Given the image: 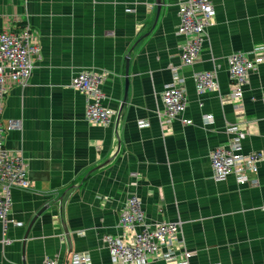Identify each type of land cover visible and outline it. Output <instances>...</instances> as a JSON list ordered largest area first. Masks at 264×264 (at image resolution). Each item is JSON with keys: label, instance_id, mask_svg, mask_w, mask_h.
Here are the masks:
<instances>
[{"label": "crops", "instance_id": "crops-1", "mask_svg": "<svg viewBox=\"0 0 264 264\" xmlns=\"http://www.w3.org/2000/svg\"><path fill=\"white\" fill-rule=\"evenodd\" d=\"M182 1L163 0L155 23V0H0V32L29 26L40 47L29 85L10 89L1 114L4 126L20 123L5 130L6 146L24 155L30 187L12 191L10 218L21 226L9 228L6 246L0 227V264H69L81 253L91 264H110L103 237L121 233L131 195L147 225L181 223L195 253L190 264H264V62L249 73L242 109L229 99L226 63L264 47V0H211L214 24L189 69L176 35ZM126 57L127 102L117 123ZM82 71L104 75V104L116 112L111 125L85 120V98L71 88ZM175 71L185 79L184 118L192 124L177 119L161 130L155 111ZM198 71L214 72L218 90L198 96L191 79ZM139 121L149 126L140 129ZM229 126L246 134L244 155L263 154L258 187L212 179L209 153L229 142Z\"/></svg>", "mask_w": 264, "mask_h": 264}, {"label": "built area", "instance_id": "built-area-1", "mask_svg": "<svg viewBox=\"0 0 264 264\" xmlns=\"http://www.w3.org/2000/svg\"><path fill=\"white\" fill-rule=\"evenodd\" d=\"M178 24L176 35L182 38L180 61L183 68H191L198 60L202 49V36L214 24L215 8L211 0H183L177 8ZM264 47H256L248 53H233L227 60V69L231 91L229 99L235 102L236 109H242L239 102L243 99V87L249 73L255 72L264 62ZM40 57V47L33 42L29 26L18 30L6 29L0 32V227L2 244H10L7 232L10 227H20L21 223L10 218L12 191L28 189V166L24 155L8 149L5 130H19L18 121L9 120L4 126L1 114L6 96L12 87L24 90L31 79L35 61ZM104 75L94 71L77 73L71 81V88L85 98V120L94 125L109 126L116 112L105 106L103 93ZM198 96L218 90L214 72L198 71L191 75ZM264 104V95L262 97ZM161 108L156 112L160 129L169 123L181 119L185 125L191 120L184 118L186 89L184 77L173 72L172 81L161 93ZM201 106V104H200ZM211 115L203 116V123L212 122ZM138 128L148 127L146 121H139ZM229 142L212 149L209 153L212 179L222 182L232 177L238 186L258 187L259 164L263 160L260 152L244 155L242 143L246 134L236 126L225 129ZM136 173L130 178L137 179ZM119 225L121 233L105 235L103 241L107 247L110 264H190L195 253L188 250L183 238L180 222L147 225L139 200L135 195L126 198L120 211ZM43 264H59L48 261ZM69 264H91L87 254H73Z\"/></svg>", "mask_w": 264, "mask_h": 264}, {"label": "water", "instance_id": "water-1", "mask_svg": "<svg viewBox=\"0 0 264 264\" xmlns=\"http://www.w3.org/2000/svg\"><path fill=\"white\" fill-rule=\"evenodd\" d=\"M155 5H156V19H155V23L157 22V18H158V16H159V12H160V9H161V6L163 5V0H155ZM132 50V49H131ZM131 52V51H130ZM130 52H129V54H130ZM129 54H128V56H129ZM128 69H129V57H126L125 58V89H124V94H123V101H122V104H121V106H120V109H119V113H118V115H117V119H116V122L118 123L119 122V120L121 119V112L123 111V109H124V107H125V105H126V102H127V90H128ZM105 164H107V163H105ZM104 164V165H105ZM101 167H103V166H100V167H97V168H101ZM63 198H61L60 199V206H61V209L63 208L62 207V204H63ZM47 209V207H45V208H43L38 214H37V216L35 217V218H33V220L31 221V223H30V225H29V229L31 228V226L33 225V223L35 222V220H36V218L43 212V211H45ZM64 233L66 234V236H67V234H68V232H67V230L66 229H64ZM71 254V253H70ZM70 254H68V255H70Z\"/></svg>", "mask_w": 264, "mask_h": 264}]
</instances>
